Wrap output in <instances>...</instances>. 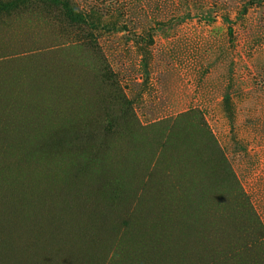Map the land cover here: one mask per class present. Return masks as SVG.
Instances as JSON below:
<instances>
[{"label":"rangeland","instance_id":"obj_1","mask_svg":"<svg viewBox=\"0 0 264 264\" xmlns=\"http://www.w3.org/2000/svg\"><path fill=\"white\" fill-rule=\"evenodd\" d=\"M11 1L0 264H263L264 0Z\"/></svg>","mask_w":264,"mask_h":264},{"label":"trees","instance_id":"obj_2","mask_svg":"<svg viewBox=\"0 0 264 264\" xmlns=\"http://www.w3.org/2000/svg\"><path fill=\"white\" fill-rule=\"evenodd\" d=\"M49 1L55 5H60L65 10V14L71 22L83 23L86 21L85 15L82 13H78L75 10H73L66 0H49ZM18 6L19 5L16 4V2H14V1L5 2V3L0 2V11L13 10ZM218 157H219V155H218ZM9 203L14 204V200H9ZM262 243H264V230L263 229L261 230V237L255 241V244H262ZM229 245H231V244H229ZM249 247H250L249 249H251V247H253V245L249 246Z\"/></svg>","mask_w":264,"mask_h":264}]
</instances>
